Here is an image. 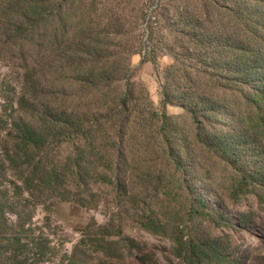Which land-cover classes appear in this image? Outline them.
Returning a JSON list of instances; mask_svg holds the SVG:
<instances>
[{"label": "trees", "instance_id": "trees-1", "mask_svg": "<svg viewBox=\"0 0 264 264\" xmlns=\"http://www.w3.org/2000/svg\"><path fill=\"white\" fill-rule=\"evenodd\" d=\"M64 1L0 0V49L18 52L22 63L18 90L14 98L8 96L5 100V113L10 105L14 114L8 115L12 120L0 148V171L6 164L21 160L23 150L29 155L51 139L70 142L75 147V157H69L63 168L54 165L40 169L38 164H24L26 169L20 172L26 178L21 185L12 184V199L52 187L51 182L59 183L61 176L70 178L71 187H79L83 155L102 160L105 170L97 175H103L109 185L118 184L120 189L122 166L127 162L126 143L143 152L140 166L145 172L152 168L149 157L162 159L165 172L155 170L160 183L169 176L179 177L186 184L193 147L221 154L227 162L235 163L242 135L250 132L264 145V0H226L231 6L209 22L214 27L197 22L189 29L192 32H183L189 43L180 48L168 70L169 84L162 92L160 110L147 105L145 109L138 108L134 85L127 81L129 68L122 62V55L110 57L113 39L101 35L107 28L89 26L83 16L76 20L70 8L64 13ZM68 26L73 28L71 36ZM148 40L149 35L143 50L140 42L135 49L142 51V62L153 61L157 54L155 48H147L151 42ZM44 47L54 53L58 47V57L41 56ZM27 52L33 53L31 62ZM75 84L78 90L72 87ZM12 85L0 81V92L11 95ZM74 93L79 95L77 108L90 110L91 119L86 118L85 111L70 112L68 101ZM175 96L195 125L192 141L189 135L177 140L178 127L165 111L167 105L175 104ZM235 119L238 125L227 131L229 121ZM157 139L159 146L154 145ZM10 144L14 145L11 150ZM255 177L244 174L231 182L236 198L240 193L264 190L263 174L257 175L258 180ZM12 178L18 184L22 180L16 175ZM252 185L256 186L249 190ZM10 190L0 185V264L51 263L46 241L43 244L32 238V224L28 225L20 214L14 221L8 217ZM206 209V202L199 200L189 215L207 219ZM142 225L153 229L149 224ZM203 240L202 236L188 240L175 236L178 256L212 262L208 250L216 246L219 238L208 240V249Z\"/></svg>", "mask_w": 264, "mask_h": 264}, {"label": "rangeland", "instance_id": "rangeland-1", "mask_svg": "<svg viewBox=\"0 0 264 264\" xmlns=\"http://www.w3.org/2000/svg\"><path fill=\"white\" fill-rule=\"evenodd\" d=\"M62 5L63 12L67 14L70 8L76 20L83 16L89 26L107 28L101 35L113 39V47L108 50L110 57L122 55V62L129 68L127 81L134 85L133 97L138 108L142 110L147 105L160 110L162 92L169 84L168 70L180 48L189 43L183 32H192L189 29L197 22L214 27L209 22H214L220 12L226 13L231 3L226 0H66ZM72 32L70 27L68 36ZM148 35L151 42L146 44L147 48H155L157 54L153 61L142 62V51L135 49L140 42L143 50ZM57 49L54 53L44 47L41 56L58 57ZM27 53L31 62L33 53ZM19 56L18 52L0 49V81L13 84L11 95L0 92V148L10 130L12 119L8 115L14 114L10 105L5 113V100L8 96L14 98L18 90V74L22 70ZM72 87L78 90L77 84ZM78 97L76 93L70 96V112L85 111L86 118L91 119L90 110L77 108ZM176 97L175 104L167 105L165 111L171 117L170 122L178 127L177 140L189 135L192 141L195 125ZM237 125L236 119L230 120L226 130ZM159 143L157 139L154 145ZM237 145L235 163L227 162L221 154L193 147L186 184L179 177L174 181L169 176L160 183L155 170L165 172L162 159L149 157L152 168L145 172L140 166L143 152L126 143L127 162L122 166L120 189L118 184L109 185L103 181V175H97L105 170L102 160L83 155L80 160L83 179L79 187H71L70 178L61 176L59 183L51 182L52 187L12 199V184L21 185L26 178L20 172L21 168L26 169L24 164H38L40 169L54 165L63 168L69 157H75L73 143L51 139L39 151L25 155L23 150L21 160L6 164L0 171V185L11 188L6 206L8 217L14 221L15 215L20 214L35 229L32 238L43 244L46 241L49 257L53 259L48 264H264V190L240 193L236 198L231 189V182L244 174L256 176V180L258 174L264 176V145L250 132L239 137ZM13 146L10 144L9 150ZM199 162L202 167L194 166ZM15 175L22 179L20 184L12 178ZM199 200L207 204V219L189 215ZM142 224H149L154 231L143 228ZM175 236L184 240L202 236L207 244L211 238H219L216 246L208 250L213 261L179 257Z\"/></svg>", "mask_w": 264, "mask_h": 264}]
</instances>
